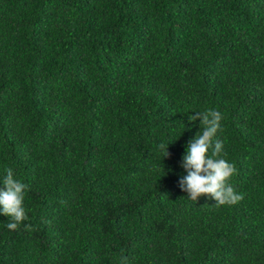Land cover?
I'll return each instance as SVG.
<instances>
[{"label": "trees", "instance_id": "16d2710c", "mask_svg": "<svg viewBox=\"0 0 264 264\" xmlns=\"http://www.w3.org/2000/svg\"><path fill=\"white\" fill-rule=\"evenodd\" d=\"M0 264H264V0H0Z\"/></svg>", "mask_w": 264, "mask_h": 264}]
</instances>
